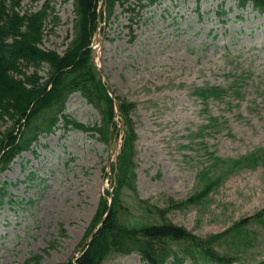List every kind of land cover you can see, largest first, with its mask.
I'll return each mask as SVG.
<instances>
[{"label":"rangeland","instance_id":"374dc122","mask_svg":"<svg viewBox=\"0 0 264 264\" xmlns=\"http://www.w3.org/2000/svg\"><path fill=\"white\" fill-rule=\"evenodd\" d=\"M45 1L22 0L21 12L39 11ZM51 6L59 23L48 18L40 48L62 55L72 2ZM220 7L226 15L216 14ZM101 28L92 45L98 76L111 97L134 105L136 193H121L131 217L150 221L155 209L168 210V222L202 240L221 235L218 253L264 263V217L253 219L264 210V16L239 11L235 0H159L142 9L131 1L116 6ZM209 87L226 93L205 103L194 95ZM65 115L103 135L61 122L0 175L9 186L0 207V264L37 256L31 264L72 262L105 217L97 216L112 192L120 117L109 136L78 94L67 100ZM6 128L0 122V131ZM238 223L241 233L231 230ZM103 264L146 263L132 253L111 254Z\"/></svg>","mask_w":264,"mask_h":264},{"label":"trees","instance_id":"16d2710c","mask_svg":"<svg viewBox=\"0 0 264 264\" xmlns=\"http://www.w3.org/2000/svg\"><path fill=\"white\" fill-rule=\"evenodd\" d=\"M53 1L46 0L39 11L22 13V0H0V122L7 125L3 132L0 131V175L23 153L31 152L41 136L54 133L61 122L65 129L103 135L102 129L98 127L89 128L67 118L66 102L74 94L80 95L100 115L109 136L114 131L117 134L114 102L98 76L92 50L93 40L102 29L101 25L112 17L116 6L124 8L132 1L142 9L159 2L71 0L73 20L68 37L70 41L63 54L59 55L40 48L48 18L51 17L53 26L59 23L51 6ZM142 1L147 4L140 5ZM235 2L240 11L251 6L254 12L264 15V0ZM127 11H131L130 8ZM216 12L218 16L225 15L222 7ZM225 93L223 89L209 87L196 90L194 95L205 103L220 99ZM115 101L123 129L122 144L117 164L111 167L112 193L106 191V197L101 198L98 220L107 210L109 213L92 239L78 252L75 262L72 260L66 264H103L111 254L132 253L139 255L146 264H166L169 260L171 264H243L239 258L220 254L214 249V244L222 239L221 235L202 240L168 222V210L155 209L150 221L131 217L121 193L123 190L136 193L133 162L136 133L129 115L134 105L121 102L119 98H115ZM250 160L253 159H246L247 162ZM29 179H32V175ZM7 189V184H0V207L7 198ZM208 192L209 187L199 197ZM191 201L195 200L190 199L186 204ZM140 203L141 207H148L146 202ZM173 204L175 208L183 205ZM146 216L150 217V213ZM263 217L264 210L253 216V219L260 222ZM242 226L241 223L235 224L231 230H238ZM38 259V256L32 257L26 264Z\"/></svg>","mask_w":264,"mask_h":264},{"label":"water","instance_id":"95a60500","mask_svg":"<svg viewBox=\"0 0 264 264\" xmlns=\"http://www.w3.org/2000/svg\"><path fill=\"white\" fill-rule=\"evenodd\" d=\"M114 107H115V111L117 112V110H118V106H117L116 103H115ZM108 213H109V212H108ZM108 213H107V215H108ZM107 215H106V216L103 218V220L100 222V225L105 221ZM93 234H94V233H92L91 237L93 236ZM91 237H90V238H91Z\"/></svg>","mask_w":264,"mask_h":264}]
</instances>
